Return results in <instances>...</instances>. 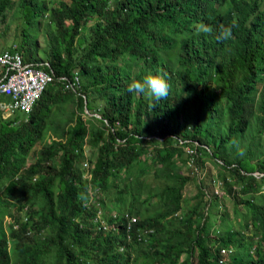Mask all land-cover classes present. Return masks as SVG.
<instances>
[{
    "label": "trees",
    "instance_id": "trees-1",
    "mask_svg": "<svg viewBox=\"0 0 264 264\" xmlns=\"http://www.w3.org/2000/svg\"><path fill=\"white\" fill-rule=\"evenodd\" d=\"M17 1L30 30L10 49L40 61L34 39L46 18L42 68L54 79L29 113L0 110V218L11 220L7 232L0 222V264H177L182 252L179 264H207L222 248L226 264H264V154L248 162L253 150L227 149L250 125L264 133V0ZM13 5L0 0L1 22ZM201 23L212 32H197ZM221 27L229 39L217 38ZM147 75L166 80L168 98L128 91ZM74 76L64 89L58 78ZM46 128L56 137L44 140ZM193 141L216 158L227 191L237 186L232 217L215 196L205 213L199 182L184 206Z\"/></svg>",
    "mask_w": 264,
    "mask_h": 264
},
{
    "label": "rangeland",
    "instance_id": "rangeland-1",
    "mask_svg": "<svg viewBox=\"0 0 264 264\" xmlns=\"http://www.w3.org/2000/svg\"><path fill=\"white\" fill-rule=\"evenodd\" d=\"M50 4H54V2H50ZM48 5V4H47ZM46 18H41L40 19V24H39V30L36 32V38L34 39V43H36V48L38 50L37 56L40 57V61L44 62L46 61L44 58H42V53L43 51H46V41H45V35L43 32V29H46L45 23H46ZM29 23L25 21L23 18V9L20 8L19 3L17 0H14V5L12 6V9L6 11V17L4 23L0 21V51L4 49H9L11 46L18 44L19 42L23 41V31L25 30L26 32H29L30 29H28ZM24 29V30H23ZM72 105L70 103H65L61 106V112L59 113V119L62 120L63 116L68 113V111L71 109ZM85 111L88 112V110L85 109ZM91 113V112H89ZM15 114V113H14ZM84 115V114H83ZM19 119L24 118V114L18 113ZM254 126L250 125L244 133L238 138L235 136L233 138V143L231 145L227 146L228 150H231L230 148L233 146L237 151L239 150L240 152L243 151L245 152L247 149L253 150L252 155L251 152H247L249 156L243 157V160L250 161V162H255L257 158L261 157L262 154H264V133L256 134L254 132ZM53 135L52 131L49 128H46V130L43 132V138L44 140L48 141ZM56 137V136H55ZM258 142L260 146H256L255 143ZM40 141L37 142L35 145L36 147H39ZM243 154V153H242ZM250 157V158H249ZM32 160V156L29 154L28 158L26 159V162H29ZM207 164V171L210 173V171L214 170H220L219 167L217 166V163L215 164L213 161L214 158L211 156H206L205 158ZM213 160V161H212ZM242 160V161H243ZM209 165V167H208ZM250 164H247L246 167H248ZM183 166V165H182ZM251 168V165L249 166ZM182 171H185V168L183 166ZM226 172V171H225ZM228 175V173H226ZM148 175H145V178H140V179H145V182L147 181L149 185L155 187L160 185L158 181H155L153 179L150 180V178H147ZM147 178V179H146ZM150 180V181H149ZM196 181L198 182V179L196 178ZM195 182H191L185 186L184 189V204L187 205L189 202H192V197L195 192ZM112 189H109L107 191V194L110 196L112 195L111 192ZM234 191V188H233ZM105 193V192H104ZM145 194L141 195L140 197L144 198ZM230 197H232L230 195ZM155 200L151 198L149 202H152L151 206L154 209L155 205L153 204ZM227 205V210L229 212V216L232 217L231 213V207H232V199H230L227 196H224L221 201V205ZM147 205V204H146ZM11 212L17 216L20 217L22 215V211H18L15 209V207L11 208ZM250 214L251 212L248 211ZM239 220H242L243 215H239ZM10 220V215L9 214H4L2 218H0L1 226L4 231L7 232L8 230V223ZM209 227V229H213V225ZM11 245V241L8 243ZM235 250V249H234Z\"/></svg>",
    "mask_w": 264,
    "mask_h": 264
},
{
    "label": "built area",
    "instance_id": "built-area-1",
    "mask_svg": "<svg viewBox=\"0 0 264 264\" xmlns=\"http://www.w3.org/2000/svg\"><path fill=\"white\" fill-rule=\"evenodd\" d=\"M43 64L46 62H25L21 52L10 48L0 52V95L8 97L7 100L0 101V110L4 117H10L16 111L27 114L33 108L45 86L54 79L53 72L44 70ZM58 79L64 80V89L74 90L77 86L76 76L73 82L65 78ZM197 146V141L193 145H184L188 165L200 174L202 168L197 159L202 153ZM213 181L220 184L216 179Z\"/></svg>",
    "mask_w": 264,
    "mask_h": 264
},
{
    "label": "clouds",
    "instance_id": "clouds-1",
    "mask_svg": "<svg viewBox=\"0 0 264 264\" xmlns=\"http://www.w3.org/2000/svg\"><path fill=\"white\" fill-rule=\"evenodd\" d=\"M196 30H197V32L204 33V34H209L212 32V28L208 25L203 24V23L196 25ZM230 37H231V29L221 27L219 36L217 38L227 40ZM169 89H170V86L166 82L165 79L158 77V76H153V75H147L143 79V81L134 80L128 85V91L130 93L135 92L138 94H146L150 101H152V100L160 101V100H164V99L168 98ZM193 143H194V141H193ZM198 145H199V142H198ZM205 148H207V146ZM209 152L211 153V150H209ZM184 154H185L184 164H186L189 167V170H190L189 173L192 175H195V179H194L195 184L199 182V185H200L199 188H200V190L202 189L205 192L206 200H208L207 206L205 208V213H207V211H208L209 201H211L212 197L215 196L213 202L217 201V203L219 205H221V201H222V198L224 196L229 197L233 201L234 196L236 194L240 195V193H236V189H237L236 185L232 186V192L231 193H229L227 191L228 189H227V186H225L224 176L219 177L220 173H218L217 170H215V168H214V170L210 171V173H208L207 164H205L206 163L205 158H206V156H209V155H207L206 153L203 152L201 154L200 158L197 159V162L201 165V168H202L200 174H197L193 170V167H191L187 163L188 156H187L186 150L184 151ZM212 158H214V157H212ZM215 159L216 158H214V160ZM217 160H220L222 162V160L219 158ZM213 162L215 163V161H213ZM208 167H209V165H208ZM252 174L255 176L261 175L259 173L257 174L256 172L252 173ZM196 178L198 179V182L196 181ZM213 179H216L217 181H219L220 184L217 185V183L214 182ZM226 179L228 180V182L230 181L229 177H227ZM196 185H198V184H196ZM233 188H234V191H233ZM195 189H196V187H195ZM195 192H196V190H195ZM195 192H194V194H195ZM194 194H193V196H194ZM230 195L232 197H230ZM193 199H195V198H193ZM193 199H191V200L194 201ZM184 206H186V205H184ZM173 215L178 216L180 219L183 217L182 211H178ZM98 217L101 218L99 215H98ZM99 218L96 217V220L100 222V225L98 227H101L104 224V222ZM132 218H133V220H132ZM134 220H135V218L133 216L129 217V220L127 223L128 228H129V224L131 222H133ZM126 233H127L126 239L128 240V242H130L131 235L129 234L128 229H126ZM142 233L143 234H147V233L151 234V233H153V229L152 228L144 229L142 231ZM140 239H141V235H138L137 240H140ZM123 247H124L123 245L119 246L117 248V250L122 251L124 249ZM230 251H231V249L222 248L221 253L218 255V258L216 260H214L213 263L209 262L207 264H226L227 260L229 259ZM134 254L135 253L133 252V256H134ZM184 255H186V253L182 252L181 254H179L177 256V264L182 262V260L184 259ZM189 258H191L193 260V262L196 263V255L193 256V258H192V256H190Z\"/></svg>",
    "mask_w": 264,
    "mask_h": 264
},
{
    "label": "crops",
    "instance_id": "crops-1",
    "mask_svg": "<svg viewBox=\"0 0 264 264\" xmlns=\"http://www.w3.org/2000/svg\"><path fill=\"white\" fill-rule=\"evenodd\" d=\"M1 52V51H0ZM7 100V99H6ZM2 101V100H1Z\"/></svg>",
    "mask_w": 264,
    "mask_h": 264
}]
</instances>
